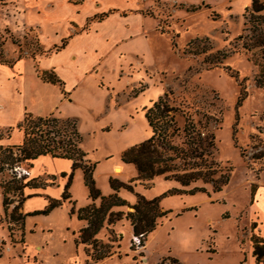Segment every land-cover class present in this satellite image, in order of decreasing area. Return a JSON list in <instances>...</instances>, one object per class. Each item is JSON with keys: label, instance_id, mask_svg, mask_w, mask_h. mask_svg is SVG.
<instances>
[{"label": "rangeland", "instance_id": "obj_1", "mask_svg": "<svg viewBox=\"0 0 264 264\" xmlns=\"http://www.w3.org/2000/svg\"><path fill=\"white\" fill-rule=\"evenodd\" d=\"M65 1L70 10L83 3H88L85 11L92 9L80 24L72 20L61 42L50 45L54 34L45 17L52 7L50 0L44 6L35 0H0V160L4 148L22 143L23 132L17 125L25 109L37 116L50 113L72 118L82 137L80 148L95 163V186L101 195H108L114 192L111 179L123 184L136 177L133 164L121 163V153L151 135L146 110L166 93L171 105L178 107L179 126L192 120L213 133L214 176L225 173L228 182L218 192L201 180L183 187L162 175L149 188L137 181L132 189L120 185L117 194L128 204H134L137 195L158 197L160 206L171 212L141 245L132 237L126 218L112 224L104 221L96 238L113 244L114 254L97 264H156L167 255L182 264H257L250 239L252 234L264 238V86L256 84L258 67L252 51L244 47L250 34L249 0H133L134 6L107 10L106 5L119 0ZM190 7L197 9L190 11ZM139 14L150 19L134 31L130 42L106 51L94 70L78 79L79 86L69 90L67 99L58 91V83L36 85L28 64L22 75L21 67H10L18 60H28L40 74V60L50 55V60L60 59L63 54H52L70 36L88 32L95 23L102 29L117 17ZM258 14L264 15V10ZM45 33H50L47 43L42 42ZM195 39H201L198 47L205 52L194 55L186 50ZM218 52L226 56L212 66L209 58ZM48 70L56 75L53 68ZM174 142L181 139L174 138ZM27 162L8 165L0 161V264L17 262L21 256L28 261L32 258L24 252L20 212L22 189L29 180L24 171L28 167L23 166ZM117 162L122 167H114ZM82 178L77 170L70 179V210H78L91 199ZM29 181L30 186L35 184ZM193 186H204L208 193L163 196L169 189ZM93 202L98 206L100 197ZM112 210L127 212L130 208L114 206ZM76 217L65 220L74 231L81 227ZM65 240L62 229L50 237L55 249L50 250V264H85L81 248L75 250ZM41 260L49 263L46 256Z\"/></svg>", "mask_w": 264, "mask_h": 264}, {"label": "trees", "instance_id": "obj_2", "mask_svg": "<svg viewBox=\"0 0 264 264\" xmlns=\"http://www.w3.org/2000/svg\"><path fill=\"white\" fill-rule=\"evenodd\" d=\"M195 9L197 8L190 7L188 10L194 11ZM248 10L250 11V34L244 47L252 51L254 57L252 60L258 67L254 79L258 86L263 87L264 15L258 13L264 10V1L251 0L250 5L246 6V11ZM200 40L190 41L186 50L194 55L205 52V49L198 47ZM225 56L226 53L220 55L218 52L209 58V62L212 66H216ZM39 76L43 81L58 83L60 87L63 85V82L53 71L43 70ZM177 111L178 107L171 105L166 93L159 96L147 108L145 118L151 128V135L145 140L127 147L121 153V161L133 164L137 175L128 183L123 184L111 179L110 184L114 192L108 195H101L95 186L93 177L95 163H88L85 159L86 153L79 146L82 137L77 128V121L72 118H59L51 114L36 116L25 111L23 119L17 125L23 132L22 143L4 148V156L0 161L12 165L46 154L52 157L68 158L73 161L69 181L75 168L82 169L84 183L89 190V197L92 200L100 197V204L96 206L94 203H90L77 210V218L86 220L87 225L79 230L75 242L86 245L87 264H93L114 254L113 244L100 242L96 238V234L103 226L104 221L112 224L122 217L126 218L131 226L133 237L138 238L141 245L146 236L155 230L160 220L171 212L160 206L158 197L147 199L142 195H137L136 202L128 204L117 194L120 185L132 189L137 181V183L146 185L145 188H149L154 178L159 175L165 179H173L183 187H188L190 184L201 180L211 184L213 192L221 191L222 186L227 184L229 179L227 174L222 173L218 177L214 176L217 168L214 166L215 162L210 159V148L214 145L213 133L192 120L186 119L184 125L179 126L176 120ZM174 138H180L181 142L175 143ZM29 182V180L24 182L23 188L29 185ZM68 187L69 182L65 185L61 199L50 201L45 209L36 211L35 214H47L52 208L62 204L69 197ZM196 191L207 192L204 186H193L189 189L172 188L163 196L180 193L194 194ZM114 206H128L130 210L127 212L113 211ZM70 213H74L73 208ZM23 220L24 216H22V225ZM250 240L256 263L264 264V238L252 234ZM156 264L182 263L178 258L167 255Z\"/></svg>", "mask_w": 264, "mask_h": 264}, {"label": "crops", "instance_id": "obj_3", "mask_svg": "<svg viewBox=\"0 0 264 264\" xmlns=\"http://www.w3.org/2000/svg\"><path fill=\"white\" fill-rule=\"evenodd\" d=\"M46 1L47 0H35V3H37L38 6H44ZM50 1L52 3L50 6L52 7L49 9L47 8L45 17L50 20V23H47V26H50L54 34V37L50 42L51 45L59 41L61 42V40L64 38V35L70 32L72 20L73 22L80 24L92 8H88V10L85 11L88 3H83L73 5L82 6L79 9L70 10L68 7L70 5H68L65 0ZM250 1L251 0H249V4L247 6L250 5ZM35 3L33 6H35ZM200 4L204 6L209 5V3H204L203 1ZM106 6H108L106 8L107 10L109 7L124 8L134 6V4L133 0H119L118 3H111ZM146 6H151V4H147ZM190 6L198 5L190 4ZM148 19L150 18H144L142 14L137 15L136 18L122 17V19H120L117 17L110 24L104 25L102 29L99 28L100 23L92 24L88 32L70 36L68 41L52 54L54 57L63 54L60 59L54 58L53 60H50L51 55L42 58L40 60L41 69H54L56 76L63 82L62 87H59L58 91L64 97V99H67L69 97L65 96L70 95L69 90H75L79 86L77 83L78 79L94 70V68L99 63V59L104 57L105 53H107L106 51L117 48L122 43L130 42L134 36V31L137 28L138 31L141 30V25H143L144 21ZM104 21H107V19ZM48 30L50 31V29ZM48 36H50V33L43 34L42 42L46 41L45 43H47ZM107 40L109 41L108 45H105V41ZM26 64L30 66L31 73H35V79L38 81L36 82V85H52L51 83L44 82L42 79H40L39 74H36L28 60H18L10 67L15 69L17 66L21 67L18 72L19 75H22L25 74L24 66ZM25 111L26 109L24 112ZM32 114L36 116L38 115L35 113ZM46 115H50V113ZM85 159L88 163H93L91 160L87 159L86 156ZM27 163L28 164H23V166L27 165L28 178L29 180L35 181V184L32 186L27 185L23 188V198L20 202V212L22 213V216H24L22 227L24 252L28 253L26 256L30 254L32 258L28 261L25 259V256H18L19 260L17 262L12 259L9 264H43L41 259H44L45 256L48 257V264H50V250H55L53 248L54 244L50 241V237L52 238L54 231H59L60 229L64 231V235L66 237V240L64 241L65 243L67 241L68 243L72 244V247L75 248V250L81 248L85 256V264H87V255L85 253L86 245L81 243L76 244L75 242L79 230L87 225L86 220L78 219L76 217L81 222V227L77 231L67 227L65 223V220L67 221L68 218L70 220L72 216H77V210H75L74 213H70V209L68 208L69 204L73 203L72 194L69 190L70 186L67 190L69 197L64 200L62 204L52 208L47 214H35L36 211L45 209L50 201L61 199L65 185L68 182L70 185L69 174L72 170L73 161L68 158L52 157L51 155L46 154L29 160ZM121 163L123 164L124 162L121 161ZM119 164L117 162L113 165L114 167L121 166ZM21 169L22 168H20V170ZM77 170L80 171L81 175L83 176V171L81 168H75L73 173H75ZM90 203H94L92 199L85 202V205L83 204V206H86ZM57 219L60 220L59 223L57 222ZM38 251H43L45 256L42 254V252L39 253ZM101 261L93 264H97Z\"/></svg>", "mask_w": 264, "mask_h": 264}, {"label": "built area", "instance_id": "obj_4", "mask_svg": "<svg viewBox=\"0 0 264 264\" xmlns=\"http://www.w3.org/2000/svg\"><path fill=\"white\" fill-rule=\"evenodd\" d=\"M25 171V173H27V170H24Z\"/></svg>", "mask_w": 264, "mask_h": 264}, {"label": "bare ground", "instance_id": "obj_5", "mask_svg": "<svg viewBox=\"0 0 264 264\" xmlns=\"http://www.w3.org/2000/svg\"><path fill=\"white\" fill-rule=\"evenodd\" d=\"M117 168H120L119 166H117Z\"/></svg>", "mask_w": 264, "mask_h": 264}, {"label": "water", "instance_id": "obj_6", "mask_svg": "<svg viewBox=\"0 0 264 264\" xmlns=\"http://www.w3.org/2000/svg\"><path fill=\"white\" fill-rule=\"evenodd\" d=\"M136 238V237H135Z\"/></svg>", "mask_w": 264, "mask_h": 264}]
</instances>
